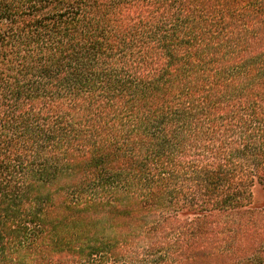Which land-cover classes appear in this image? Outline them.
I'll list each match as a JSON object with an SVG mask.
<instances>
[{"label": "trees", "instance_id": "1", "mask_svg": "<svg viewBox=\"0 0 264 264\" xmlns=\"http://www.w3.org/2000/svg\"><path fill=\"white\" fill-rule=\"evenodd\" d=\"M257 185L264 0H0V264H264Z\"/></svg>", "mask_w": 264, "mask_h": 264}, {"label": "rangeland", "instance_id": "2", "mask_svg": "<svg viewBox=\"0 0 264 264\" xmlns=\"http://www.w3.org/2000/svg\"><path fill=\"white\" fill-rule=\"evenodd\" d=\"M253 190H254V202L257 205H263L264 204V189L261 186L257 185L254 187ZM227 221H230V219L228 218Z\"/></svg>", "mask_w": 264, "mask_h": 264}]
</instances>
